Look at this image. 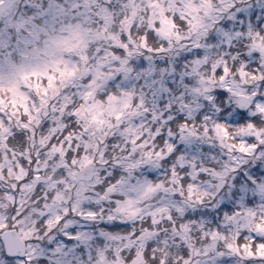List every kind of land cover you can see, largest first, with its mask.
Instances as JSON below:
<instances>
[{"label":"clouds","instance_id":"obj_1","mask_svg":"<svg viewBox=\"0 0 264 264\" xmlns=\"http://www.w3.org/2000/svg\"><path fill=\"white\" fill-rule=\"evenodd\" d=\"M54 2L66 10L61 23L79 24L91 34L103 29L101 9L108 8L113 13L110 32L126 35L121 33L119 20L123 11L118 0H78V9L70 8L74 0ZM161 3L167 5L169 19L173 21L172 26L165 28L167 35L154 30L145 16L143 23L136 22L133 42L126 50L110 47L113 42L109 39H91L86 49L66 54L65 59L78 70L76 77L62 88V95L70 96L72 103L78 104L79 93L86 90L83 86L91 82L90 78L96 80L95 94L88 101L95 107L86 114V120L76 122L77 131L88 123L90 126L83 135L91 145L87 149L90 158L98 159L103 153L109 163L91 165L98 169L100 183L85 193L88 199L82 201L81 208L94 206L96 192L107 187L104 183L108 180L107 172L114 173L116 168L112 165L118 161L125 183H118L119 177L108 180V185L116 187L112 199L122 205L135 201L134 208L139 210L134 220L121 218L138 228L140 219L148 222L149 209L156 211L161 221L173 217L174 224L160 222L151 227L154 235L144 241L146 264H153L149 244L166 253L169 264H175L181 236H187L195 248L202 250L211 243L205 232L220 231L229 236L235 229L234 223L224 219L229 209L240 224L248 219L249 208L258 214L264 210L261 190L264 144L260 143L264 139V114L253 107L256 102L253 93L259 89L264 71L256 73V80L250 78L257 66L264 69V0H161ZM18 4L21 13L29 14V0H18ZM97 49H107L120 60H114L112 55L101 57ZM81 56H86L87 61ZM225 67L226 74L222 71ZM113 82L123 86V90L114 91ZM113 95L117 98L110 100ZM240 113H247L248 117L255 113L257 119L250 132L247 125L253 121ZM92 115L103 123L91 124ZM117 116L121 118L117 120ZM242 119L246 121L243 124L239 123ZM217 125L227 128L228 135L218 133ZM49 126L52 127L51 122ZM167 129L173 130L172 136L167 135ZM157 133L164 136L163 143ZM109 141L119 149L113 148ZM173 141L174 148L179 149L175 155L183 157V167L176 165L174 178L166 174L172 164L164 162L171 159L168 145ZM241 144L245 147L255 144L256 148L251 153L241 152ZM12 182L9 179L0 184V217L8 220L17 212L20 215L13 228L0 231L3 235L16 233L18 228L33 231L39 239L22 240L24 250L44 249V264H56L53 256L56 244L64 243L71 248L76 243L63 241L59 226L51 235L47 234V221L34 211L45 188L38 184V191L17 190L9 200ZM149 187L155 191L149 192ZM70 195L74 199V193ZM72 199L64 206L71 207ZM161 208L166 211L161 212ZM189 216L195 217V221H189ZM70 219L75 224L82 223L75 215ZM181 225H187L189 231H180ZM99 228V224H87L84 230L96 232ZM87 251L85 248L79 253L82 264H89ZM0 259L5 264H19L18 257L10 255L7 249H0ZM192 259L194 264H204L210 257Z\"/></svg>","mask_w":264,"mask_h":264},{"label":"snow or ice","instance_id":"obj_2","mask_svg":"<svg viewBox=\"0 0 264 264\" xmlns=\"http://www.w3.org/2000/svg\"><path fill=\"white\" fill-rule=\"evenodd\" d=\"M118 6L123 11L119 20L121 33L126 35L110 32L113 13L108 8L101 9L103 29L91 34L79 24L61 23L66 10L54 0H29V14L19 11L18 0H0V184L9 179L13 181L7 196L9 200L13 199L11 193L14 191H38V184L45 188L43 199L36 202L34 211L47 221V234L51 235L59 226L63 241L76 243L71 248L64 243L56 244L53 254L56 264H82L79 253L85 248L88 250L89 264H128L129 260L131 264H146L144 241L148 236L154 235L150 231L151 227L160 222L174 224L172 216L161 221L157 218L156 211L151 209L146 212L148 222L140 219L138 228L131 227L128 220L121 218L127 216L134 220L139 210L134 208L135 201L129 200L126 205H122L119 200L112 199L116 187L115 184L108 185V180L119 177L117 182L125 183L120 175L118 161L112 165L116 168L115 172H107L108 180L104 181L107 187L96 192L94 206H80L83 200L88 199L85 193L91 192L100 183L96 175L98 169L91 165H108L109 162L103 158V153H100L98 159L90 158L87 149L91 145L83 135L90 126L88 123L77 131L76 122L86 120V114L95 107L89 105L88 101L95 94L96 80L90 78L91 82H86L83 86L86 90L79 93L78 104H73L70 96L62 95L63 86L76 77L78 70L65 59L66 54L86 49L93 38L109 39L113 42L110 47L117 51L126 50L133 42L136 22L143 23L145 16L154 30L165 35V28L173 25V21L169 19L171 13L166 10L167 5H162L161 0H118ZM79 7L78 0L70 4V8ZM97 51L101 53V57L112 55L114 60H120L119 56L108 53L107 49ZM81 59L87 61L86 56H81ZM222 71L226 74L227 67ZM260 71L264 69L257 66L250 78L256 80V73ZM241 74L248 75L247 72ZM111 87L114 91L123 90V86L116 82ZM262 94L264 76L260 77L259 89L253 93L256 98L253 107L264 114ZM116 98L115 95L109 97L110 100ZM57 100L61 102L55 103ZM240 115L253 121L247 125L250 132L257 119L255 113L251 117L247 113ZM120 118L116 117L117 120ZM245 122L244 119L239 121L242 124ZM90 123L102 124L103 121L92 115ZM166 131L167 135L172 136V129ZM217 132L228 135V130L223 125H217ZM256 135L259 136L260 133L257 132ZM157 136L163 143L164 136L159 133ZM109 143L113 148L119 149L118 145L111 141ZM174 143L175 141L168 145L171 159L164 161L165 164H172L171 171L166 174L173 178L177 172L176 165L183 167V157L175 155L179 149L174 148ZM260 143L264 144V139ZM255 148V144L251 147L240 145L241 152L251 153ZM261 190L264 191V188ZM148 191L155 189L149 187ZM72 193L74 199L70 195ZM69 199H72L71 207L64 206ZM248 204L251 205L252 201H248ZM160 211L166 209L161 208ZM231 211L229 209L224 213L225 221L236 225L229 236L220 231L205 232L211 243L202 250L195 248L187 236H181L182 244L175 264H194L192 257L199 260L202 256L210 257L204 264H264V210L258 214L249 208L248 219L242 224L236 221V216L230 214ZM19 215L17 212L16 216L8 220L0 217V230L13 228V222ZM73 215L82 223L75 224L70 219ZM187 219L195 221L196 218L189 216ZM87 224H99L100 228L96 232L85 231ZM179 230L189 231L187 225L179 226ZM0 236H3L0 249H7L10 255L15 254L19 264H44L46 250H24L25 245L21 242L39 239L34 236L33 231L18 228L16 233L10 232L8 235H3L0 231ZM220 241L223 244L218 246ZM164 246L167 248V241ZM147 247L151 250L153 264H169L167 254L162 253L160 248L151 244ZM0 264L5 262L0 259Z\"/></svg>","mask_w":264,"mask_h":264}]
</instances>
